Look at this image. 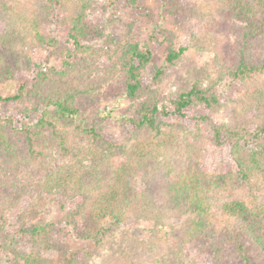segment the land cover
<instances>
[{
  "label": "trees",
  "instance_id": "trees-1",
  "mask_svg": "<svg viewBox=\"0 0 264 264\" xmlns=\"http://www.w3.org/2000/svg\"><path fill=\"white\" fill-rule=\"evenodd\" d=\"M94 2L0 0V80L17 86L0 97V249L14 220L31 250L13 252L11 264H264V0H214L216 16L204 24L182 0H161L173 21L208 31L189 32V46L174 49L173 33L160 30L165 63L179 65L192 45L215 52L167 100L156 88L166 72L148 45L111 39L98 58L82 45L101 35L88 22ZM215 22L231 44L223 34L212 43ZM61 44V69L46 68ZM29 45L45 51V64L21 56ZM222 82L233 96L221 98ZM102 91L128 102L125 143L99 123L75 124L77 100ZM14 115L31 120L16 127ZM52 201L62 227L45 220ZM182 218L190 223L172 224ZM131 219L157 235H125ZM67 227L94 249L54 260Z\"/></svg>",
  "mask_w": 264,
  "mask_h": 264
},
{
  "label": "rangeland",
  "instance_id": "rangeland-1",
  "mask_svg": "<svg viewBox=\"0 0 264 264\" xmlns=\"http://www.w3.org/2000/svg\"><path fill=\"white\" fill-rule=\"evenodd\" d=\"M186 7L191 8L194 15L201 17V22L211 20V16H216V8L214 0H182ZM190 23L194 22L190 17ZM88 22L92 29H98L101 31V35L95 34L93 37L81 40L82 45L90 49V53L93 58H98L96 53L103 52L106 49H112L115 42L119 44L124 43H136L140 46L148 45L153 52L152 65H156L162 68L166 72V77L162 83L156 86L160 90L164 98L167 100L172 94L178 91L180 88L186 85V80L189 77L188 69L191 66L202 68L207 67L215 57L213 49L199 50L200 45L195 47L192 45L187 50L182 58L181 63L177 66H171L165 63V54L167 52L168 44L165 38L159 34L160 30L170 31L173 33V47L189 46L190 34L189 32L198 33L195 35H202L208 33L206 29L200 27L199 31L192 24H183V22L173 21L166 10H164L161 0H137L135 3H131L128 0H95L91 9L88 12ZM204 24V23H203ZM221 23L215 22V28L217 31L213 33V42L221 41L222 39H216L217 36L223 34L220 29ZM60 25H55L53 31L55 36L59 37L57 31ZM208 27H210L208 25ZM202 31V32H200ZM63 32V29H62ZM225 35V34H223ZM63 35H61L60 38ZM229 38V44L233 41V34L225 35ZM114 40L113 45L108 41ZM203 43V42H202ZM204 44V43H203ZM66 52L65 46L56 47L52 51V55L46 68L58 71L61 69V56ZM20 54L22 57H29L37 64H45L46 53L40 47L32 45L24 46ZM143 76L150 82L152 76L149 70L144 69L142 71ZM17 89L16 83L8 80H0V97H5L15 93ZM222 99H227L234 95L235 88L222 82L218 88ZM168 103V102H167ZM169 106V104H167ZM77 108L79 111L76 117L75 124L80 129L88 128L93 123H99L102 126L103 134L108 138L115 140L119 143H125L123 135L125 132V117L128 116V102L121 94L108 95L105 91L102 93L93 95L91 97H80L77 100ZM33 116V113L30 114ZM31 120L25 119L23 115H14L13 123L16 127H19L23 123H27ZM33 121V120H32ZM79 133L81 130H78ZM111 175H105L104 178L108 179ZM140 180V177L138 178ZM139 183V182H138ZM137 183V184H138ZM49 214L46 216V221H51L58 227H62L60 224L61 218L64 216V212L61 211L57 204L52 201L48 203ZM15 214V210L9 212L10 220L12 215ZM28 220H25V224L29 227ZM37 223V222H35ZM190 223L187 218L172 221L173 225L183 226ZM12 226L8 227L4 231L5 238L1 240L2 248L0 249V264H11V258L13 252L18 250L19 252L28 253L31 250L29 244L20 240L16 236L18 228L15 226V221H11ZM121 231L130 235L136 240H147L157 235L152 224L146 221H139L131 219L127 223L121 226ZM159 231H168V227H159ZM9 231V232H8ZM66 234L61 235L59 238L60 247L62 251L51 253L50 258L57 260L60 256L70 255L81 250H93L94 247L88 241L77 238L69 227L65 229ZM12 233V234H10ZM161 234V233H160ZM194 256L197 253V249L193 250ZM101 259L96 257V264H99ZM207 264H210L207 262Z\"/></svg>",
  "mask_w": 264,
  "mask_h": 264
}]
</instances>
